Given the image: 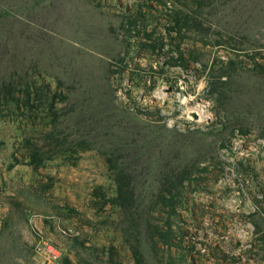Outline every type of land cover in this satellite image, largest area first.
<instances>
[{
  "label": "rangeland",
  "instance_id": "rangeland-1",
  "mask_svg": "<svg viewBox=\"0 0 264 264\" xmlns=\"http://www.w3.org/2000/svg\"><path fill=\"white\" fill-rule=\"evenodd\" d=\"M196 4L0 0V264H137L108 201L111 157L135 171L142 264H264V0ZM186 16L192 26L171 44L166 29ZM179 42L193 55L165 67ZM230 59L243 67L225 69ZM28 85L56 115L18 109ZM32 146L46 160L36 169ZM185 170L196 174L172 217L176 242L155 252L148 223L167 225L168 212L153 192ZM62 231L86 248L69 253Z\"/></svg>",
  "mask_w": 264,
  "mask_h": 264
},
{
  "label": "trees",
  "instance_id": "trees-1",
  "mask_svg": "<svg viewBox=\"0 0 264 264\" xmlns=\"http://www.w3.org/2000/svg\"><path fill=\"white\" fill-rule=\"evenodd\" d=\"M198 1L200 2V0H192L194 5ZM188 3L189 2H187V4ZM140 16H142L141 13H140ZM188 18L189 17L186 16V18H184L183 20L181 21L178 20L174 26L168 27L166 29L167 33H169L171 36V39H170L171 44L176 42L177 39L180 41H183L185 39V35H186L185 31L186 30L188 31V28L190 29V27L192 26V23L189 22ZM192 20L194 21V19ZM136 21L137 20H134V22ZM196 22L197 20L195 21V23ZM129 23L131 25L137 24V23H133L132 21H129ZM195 23H193V26ZM196 25L198 26L199 23H197ZM172 31L176 33V36L172 35ZM137 34H140L139 31L137 32ZM151 35L152 34H149V33L145 34V36L147 37H150ZM146 45L150 46L149 44H146ZM163 46H164L163 38H162V45H157V44L154 46L151 45L153 51L158 50V52L164 48ZM180 47H181V43L179 42L176 45H173V49H171V51L169 49V52L173 53V55H170L168 60L165 61L164 63L165 67L166 66L170 67V64H173L172 66H178L177 64L184 65V63L187 64L188 56L190 54L193 55V52H188L189 53L188 55V53H185L186 51L181 50ZM174 50H177V52L179 53L177 57L174 54ZM178 60L180 62H178ZM242 67H243L242 62L236 61L235 59H230L228 66L225 67V69L237 70V68L240 69ZM226 74L227 76H229V72H227ZM23 94H24L23 99H20V98L17 99L19 110L27 109L28 112L34 113L36 110H40V108L45 104L44 106L45 109L46 107H48L47 113L56 115V111L54 110L55 109L54 101L47 100V103H45L43 102V97L37 96V94H36V97L32 98V92H31L29 85L26 87V90L24 91ZM33 129H35L34 125H33ZM55 131L56 130L49 131L46 135V137H49L52 141L59 140L55 146L56 148L54 149V151L58 150L59 145L63 142V140L60 141L61 136L55 133ZM84 145L87 146V143L83 141L82 142L78 141L76 143L77 147L79 146L82 147ZM32 148L34 147L32 146ZM119 150H123V148ZM42 156L43 155L40 152V150L36 148L31 149L29 153V157H28L29 161H27L26 164L33 166L35 169L38 167L44 166L46 164V160ZM109 162L111 163V168L114 171L115 181L117 183V190H116L115 196L112 197L111 199H108V201L113 205V207L119 209L122 212V214L125 216L126 222L123 223L124 226L122 227V232L124 236L126 237L125 241L126 243H129L132 249V252L135 256L136 263L142 264L143 258L140 255V249L138 248V246L133 244L132 242L133 239H131L132 236H134V234L140 235L141 229L143 228L141 224V220H140L141 215H142V209H141L142 201L140 200L141 199L140 195L137 194V188L135 184L136 179H135V175L133 174V172L135 171L132 170L131 163L127 166H124V165L119 166L116 163L114 157L109 158ZM195 174L196 173H189L185 170L180 173L175 172V171H173L172 173L171 171V175L169 177H162L163 174L161 175L160 185L158 187V190L156 192H153L154 194L153 200L155 201V203L161 210L160 214H162V212L163 213L168 212V213H166L167 225L161 226V225H156L153 223H148L149 234L151 236V244L155 252L160 250L159 243L166 244L169 249L175 244L176 242L175 238H176L177 232H175V230L173 229L172 225L174 223V220L172 219V217L174 218L177 216L178 207H180L185 201L183 200L184 199L183 195L185 193V192L183 193V190H185L187 185H185L184 182L186 180H190L191 178H193ZM59 214H61L60 211L57 212V215ZM61 235L63 236L64 241L67 244L66 247L69 253L76 252L75 247L77 246H79L81 249L86 248L85 240L82 239L80 235L67 233L65 231H62ZM95 257H98V255L96 254Z\"/></svg>",
  "mask_w": 264,
  "mask_h": 264
},
{
  "label": "built area",
  "instance_id": "built-area-1",
  "mask_svg": "<svg viewBox=\"0 0 264 264\" xmlns=\"http://www.w3.org/2000/svg\"><path fill=\"white\" fill-rule=\"evenodd\" d=\"M38 251L43 254L45 260L48 262H52L58 258V254L56 253V250L46 241H42L40 243V246L38 247Z\"/></svg>",
  "mask_w": 264,
  "mask_h": 264
},
{
  "label": "water",
  "instance_id": "water-1",
  "mask_svg": "<svg viewBox=\"0 0 264 264\" xmlns=\"http://www.w3.org/2000/svg\"><path fill=\"white\" fill-rule=\"evenodd\" d=\"M195 120H198L199 119V115L196 113V112H192L190 114Z\"/></svg>",
  "mask_w": 264,
  "mask_h": 264
},
{
  "label": "bare ground",
  "instance_id": "bare-ground-1",
  "mask_svg": "<svg viewBox=\"0 0 264 264\" xmlns=\"http://www.w3.org/2000/svg\"><path fill=\"white\" fill-rule=\"evenodd\" d=\"M199 115H200V118H202V117H201V116H202L201 113H199Z\"/></svg>",
  "mask_w": 264,
  "mask_h": 264
}]
</instances>
